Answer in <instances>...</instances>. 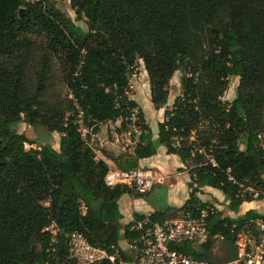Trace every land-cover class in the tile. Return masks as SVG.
I'll return each instance as SVG.
<instances>
[{
    "label": "trees",
    "instance_id": "1",
    "mask_svg": "<svg viewBox=\"0 0 264 264\" xmlns=\"http://www.w3.org/2000/svg\"><path fill=\"white\" fill-rule=\"evenodd\" d=\"M70 3L87 30L53 1L0 0V264H78L70 252L74 232L132 259L120 243L133 245L142 233L132 230L133 223L122 226L118 201L142 194L106 184L111 168L95 160L94 147L80 131V112L88 127L96 121L90 134L118 121V133L130 132L134 117L140 121L131 153L105 151L121 170L139 168L160 146L185 164L191 191L181 211L207 210L208 236L201 244L172 248L208 260L218 237L235 245L234 226L239 230L264 214L250 210L224 217L200 194L206 186L222 191L234 212L245 202L264 200V0ZM139 60L158 110L167 106L170 82L182 72L181 93L158 123L156 139L129 95ZM54 76L73 99L53 98ZM232 77L240 81L227 102L223 96ZM21 123L59 133V148L41 142L26 149L35 141L18 133ZM174 211L157 210L150 217L165 223Z\"/></svg>",
    "mask_w": 264,
    "mask_h": 264
},
{
    "label": "built area",
    "instance_id": "2",
    "mask_svg": "<svg viewBox=\"0 0 264 264\" xmlns=\"http://www.w3.org/2000/svg\"><path fill=\"white\" fill-rule=\"evenodd\" d=\"M78 123L85 138L86 134L91 133V128L83 118ZM100 159L101 156L97 154L95 160ZM105 182L110 187L128 186L141 194L151 192L155 186L154 177L143 167L130 171L110 169ZM207 217L208 211L202 210L198 214L192 211L181 212L178 217L165 223L154 222L150 216L136 221L132 230L140 231L142 235L131 245L133 251L130 252V260L121 256L114 246L111 248L115 252L110 253L105 248L92 245L82 233L74 232L69 242L71 256L78 264H96L105 260L114 264H214L171 247L175 243H203L208 236ZM52 232L56 233L54 230ZM232 233L237 258L227 264H264V219L248 221L239 230L234 226Z\"/></svg>",
    "mask_w": 264,
    "mask_h": 264
},
{
    "label": "rangeland",
    "instance_id": "3",
    "mask_svg": "<svg viewBox=\"0 0 264 264\" xmlns=\"http://www.w3.org/2000/svg\"><path fill=\"white\" fill-rule=\"evenodd\" d=\"M55 2L57 7L61 9L63 12L71 16L73 19H75L76 24L82 27L84 30L88 29V26L85 22V20H76V13L73 10L70 0H50ZM25 12V8H21L18 11V19H22ZM59 73H57L58 75ZM182 77V72L178 71L173 79L170 82L169 90H170V98L169 102L166 107H164L162 110H158L155 108L153 103L151 102V90H150V81H149V75L145 69L144 63L142 60L138 61V64L136 68L133 70V73L130 78V88H129V95L132 99L137 101L139 105L142 107L145 113V121L146 123H149L153 133L157 136L158 134V123L160 121H163L165 119V111L167 109H171L173 107V104L175 102L176 97L181 93V83L180 79ZM239 77H232L230 80V86L228 90L226 91L225 95L223 96V100L227 102H231L235 96L236 91L239 86ZM52 87L54 88L52 91L53 98H62L63 99H73V96L71 95V92L68 90L67 87L63 85V83L60 80L59 76H54L52 80ZM61 101V100H60ZM73 106L75 109H79V106L74 102ZM84 119V115L80 112L78 119ZM138 121V122H136ZM86 124V123H85ZM140 121L137 120V117L135 116L133 119V124L130 125L129 129L130 132H134L137 134L135 139H132L130 136V132H117L116 123L110 122L106 123L101 126V135L107 139H111L114 141L115 145L119 148H125L127 151H132L133 146L136 143L137 137L140 134V127H139ZM120 125V124H119ZM15 129L20 134L26 135L31 141H35L34 144H26L25 148H40L38 143L44 142L49 143L51 145H54V147L59 148V139L60 134L57 132H53L48 130L44 126H31L26 123L17 124L15 126ZM114 132V133H113ZM86 140L91 143V145L94 147L97 154V150H103V148L100 145V141L98 138H94L92 134H86L85 136ZM145 169H148L147 167H144ZM164 178H168L166 174H164ZM155 185H156V179ZM219 191V190H218ZM203 194H205L203 192ZM206 195V194H205ZM211 199V197L206 196V199ZM173 215L175 217H178L180 215V211L178 209H175L173 212ZM52 230L56 231V227L52 226ZM236 246L233 245L229 240H226L222 237H218L213 249L209 253L208 260L214 264H223L225 262H228L235 258L236 256ZM126 252L130 253L132 252L131 247H125Z\"/></svg>",
    "mask_w": 264,
    "mask_h": 264
},
{
    "label": "crops",
    "instance_id": "4",
    "mask_svg": "<svg viewBox=\"0 0 264 264\" xmlns=\"http://www.w3.org/2000/svg\"><path fill=\"white\" fill-rule=\"evenodd\" d=\"M119 124L120 121L116 122V126H119ZM92 135L94 138L99 139L103 150H97V152L101 158L109 164L111 169L119 168L113 160L105 154V151L111 155L132 152L130 150L127 151L125 148L117 147L113 140L107 139L101 135V130H99L97 134ZM156 138L157 136L154 134V139ZM140 167L148 168L146 170L156 179V185L153 190L147 194H125L119 199L118 203L122 214L121 224L123 227L131 223L134 225L136 221L151 216V214L157 210L170 211L171 209H178L181 213V207L185 205L190 197L191 190L189 182L191 181V176L180 157L175 154H168L166 147L160 146L156 155L140 160ZM164 174H166L168 178H164ZM202 191L206 195L202 192L200 198L203 201H210L216 209L223 212L224 217L237 218L250 210H255L260 214H264V200L245 202L241 205L239 212H234L230 210L228 206L229 202L226 201L222 191H218V189L209 186L204 187ZM206 196L211 197V199H206ZM120 246L123 250H126L125 247H131V244L127 240H123Z\"/></svg>",
    "mask_w": 264,
    "mask_h": 264
},
{
    "label": "water",
    "instance_id": "5",
    "mask_svg": "<svg viewBox=\"0 0 264 264\" xmlns=\"http://www.w3.org/2000/svg\"><path fill=\"white\" fill-rule=\"evenodd\" d=\"M96 124V121H91V123H90V127H92V126H94ZM40 145L42 146L43 144L42 143H40Z\"/></svg>",
    "mask_w": 264,
    "mask_h": 264
}]
</instances>
